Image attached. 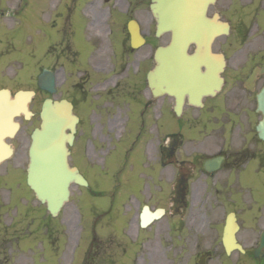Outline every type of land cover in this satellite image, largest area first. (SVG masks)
<instances>
[{
  "label": "rangeland",
  "instance_id": "obj_1",
  "mask_svg": "<svg viewBox=\"0 0 264 264\" xmlns=\"http://www.w3.org/2000/svg\"><path fill=\"white\" fill-rule=\"evenodd\" d=\"M95 1L0 0V70L13 75L15 91L21 88L18 70H39V62L45 61L51 65V55L67 46H75L79 61L85 60L86 18L93 19L95 13L89 9L85 18L84 12ZM62 55L64 63L66 55ZM93 90L102 109L85 118L81 127V133L90 128L94 133L89 134L92 139L88 137L90 145L85 146L84 164L80 165L90 189L73 186L70 202L57 219L50 218L45 206L36 200L23 174L28 165V136L38 121L23 124L13 142L16 154L0 166V264H198L209 251L214 255L207 264L244 263L246 258L236 253L225 258L220 238L228 213L235 212L241 224L239 239L247 237L250 246L259 240L260 228H264L260 209L264 212V207L251 198L228 202L221 195L220 202L215 194L191 196L183 214H169L156 223L148 244L146 233L138 234L129 226L137 192L150 184L149 168L159 163L158 148L171 129L170 114L161 103L154 109L145 108L142 95L134 90L117 94L113 106L110 99ZM67 96V92L62 93L63 98ZM95 100L90 97L89 104L94 105ZM90 110L86 107L85 115ZM106 110L107 123L102 120ZM115 117L120 120L117 129ZM220 117L217 114L215 119ZM166 173H162V180L158 166L157 207L168 209ZM223 193H232L230 187ZM71 215L75 230L69 232ZM179 221L184 223L182 231L174 227ZM179 243H184L182 252L177 250Z\"/></svg>",
  "mask_w": 264,
  "mask_h": 264
},
{
  "label": "flooded vegetation",
  "instance_id": "obj_2",
  "mask_svg": "<svg viewBox=\"0 0 264 264\" xmlns=\"http://www.w3.org/2000/svg\"><path fill=\"white\" fill-rule=\"evenodd\" d=\"M96 1L99 12L92 10L95 16L88 21L95 33L89 31L87 35L84 61H79L75 46H67L54 56V70H43L46 68L43 66L42 70H22L16 74L18 82L31 84L37 91L34 102H37L39 112L33 120L40 121L43 103L49 98L66 99L73 105L74 114L79 118L71 148V164L75 166V162L82 164L84 160L81 125L85 118L90 119L91 113H97V108L102 109L101 101H96L92 94L93 89L99 97L110 99L112 106L115 96L126 90L142 95L147 109L157 108L161 102V107L170 114L171 129L158 148L159 163L149 168L150 184L142 185L137 192L130 220L138 234L146 233L147 244L157 223L153 219L159 209L158 166L162 180V173L167 172L165 193L171 201L164 216L183 214L189 198L199 197L200 193L203 196L215 194L218 200L222 195L228 202H235V198L244 201L247 197L263 208L264 138L260 128L264 133V116L259 110L258 97L264 90V0H216L209 5L201 42H207L203 51L218 59V63L215 67L200 65L193 70L204 75L212 74L213 90L218 91V84L221 91L215 96H199L197 105H190L186 98L181 115L174 111L173 98H157L148 85L147 77L156 66L159 43L166 46L172 38L171 33L158 38L157 22L150 9L152 0ZM198 49L195 43H191L187 52L193 55ZM63 53L66 55L64 63ZM43 74L53 77L57 90L55 96L39 88ZM13 80L8 70H0V89H11ZM64 92L68 95L65 98L62 97ZM90 97L95 100L94 105L89 104ZM88 106L91 110L87 116L84 109ZM107 110L102 116L106 122ZM217 114H221L220 119H215ZM228 187L232 193H223ZM244 190L251 194L245 195ZM144 222H147L146 227H143ZM241 238L238 242L245 252L237 254L243 255L246 261L237 264H264V255L255 259L258 244L250 246L247 237ZM220 241L222 244V238ZM183 244L179 243L177 250L182 252ZM213 255L211 253L207 261Z\"/></svg>",
  "mask_w": 264,
  "mask_h": 264
},
{
  "label": "water",
  "instance_id": "obj_3",
  "mask_svg": "<svg viewBox=\"0 0 264 264\" xmlns=\"http://www.w3.org/2000/svg\"><path fill=\"white\" fill-rule=\"evenodd\" d=\"M213 0H153L152 11L157 19L158 33L171 31L172 43L168 47L159 48L156 54V71L150 75L149 82L156 94H169L176 97L179 113L185 92H190L192 85L199 84L202 79L193 67L211 58L200 52L189 57L186 54L188 42L200 44L203 33V12ZM197 80V81H196ZM191 85H188V84ZM195 90L201 91L200 84ZM188 87V88H187ZM205 90L202 94H209ZM190 102L193 103L192 94ZM30 93H19L12 100L8 92H0V163L11 156V151L4 144L6 137H13L19 128L15 119L24 115L30 118L28 104ZM260 108L264 107V92L259 99ZM264 112V109H263ZM42 124L31 136L29 149L30 165L28 169V185L37 198L47 204L48 211L56 216L69 200L71 185L87 186V182L71 168L68 163L69 149L74 140L78 119L72 113V107L66 102L52 104L47 101L41 114ZM237 226L229 219L224 233V243L228 252L241 250L233 247ZM264 249V233L260 248Z\"/></svg>",
  "mask_w": 264,
  "mask_h": 264
},
{
  "label": "bare ground",
  "instance_id": "obj_4",
  "mask_svg": "<svg viewBox=\"0 0 264 264\" xmlns=\"http://www.w3.org/2000/svg\"><path fill=\"white\" fill-rule=\"evenodd\" d=\"M90 7L91 6L88 7L87 11L89 10ZM92 25H94V23ZM215 63L216 62H214V61H210V62L205 63L204 65L209 66V67H212V66L214 67ZM197 73L200 76H202V79L198 81V83L201 86V91L199 92V90H197V91L194 90L196 87H199V86H197L199 84L195 83V85H192L190 92H188V91L185 92L183 99L188 97V96H191L190 94H192V98L194 99V97H198V96L202 95V93L205 92V90L210 91V90L214 89L213 84L215 83V81H214V78L212 77V74H205L204 75L203 73H200L199 70ZM188 85H191V84L189 83ZM217 86H218V84H216V87ZM113 123H114L115 128H118L120 126V120L117 117L114 118ZM68 227H69V232L75 230V222H74V216L73 215H71V217L69 218ZM73 238H74V236H72V239Z\"/></svg>",
  "mask_w": 264,
  "mask_h": 264
}]
</instances>
